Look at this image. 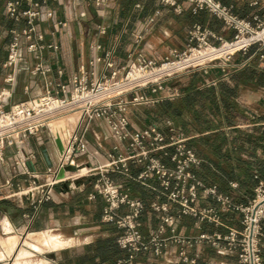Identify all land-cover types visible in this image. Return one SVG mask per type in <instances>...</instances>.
<instances>
[{
	"label": "built area",
	"instance_id": "obj_1",
	"mask_svg": "<svg viewBox=\"0 0 264 264\" xmlns=\"http://www.w3.org/2000/svg\"><path fill=\"white\" fill-rule=\"evenodd\" d=\"M88 1L95 6L102 3V0ZM160 1L174 12H181L175 0ZM185 1L192 12L204 10L220 19L224 26L233 30L232 38L224 39L213 30L193 23L186 31L183 47L169 49L163 59L140 50L128 53L122 65L116 64V43L104 49L98 41L91 43L90 48L95 53L80 61L65 80H46L42 93L11 102L7 108L0 106V164L6 159L4 149L17 146L23 137L36 135L41 129L48 128L50 122L76 111V122L66 138H62L65 134L52 133L60 140L61 149L55 162L46 166L42 181H38L39 175L29 167L35 155L15 151L13 164L27 178V186L18 187L17 192L20 195L35 194L29 198L35 213L44 201L53 200L55 192L64 193L59 181H67L69 189L78 179L93 177L86 199H101L99 223L114 226L116 244L127 252V258L117 260L116 264H140L136 256L141 253L164 257L170 245L176 247V259L167 260L169 264H190L195 259L189 251L204 244L220 253L235 254L239 264H263L259 251L260 221L264 217V177L257 179L246 203H234L228 194L219 193L214 185L207 186L195 176L192 169L199 166L200 159L187 146L186 137L176 131L170 121H165V132L156 125L134 127L130 123L131 108L152 105L178 95L176 91L156 94L163 90L167 81L177 80L219 59L229 60L234 53L245 54L251 47L253 52L236 66L246 65L254 56L264 57V18L259 14L240 16L233 11L232 4L222 0ZM245 1L249 6L260 3L264 9V0ZM0 4L8 18L13 21L24 19L25 23L19 29L9 30L10 40L3 65L13 66L25 53L33 57L31 74L48 73L49 69L42 67L39 57L40 51L52 44L44 42V33L37 26L43 15H50L43 9L46 0H0ZM99 33H104V29H99ZM56 75H62L60 69L56 70ZM95 119L105 123L111 144L105 162L90 166L86 162H76L74 154L88 153L86 132ZM68 164L73 165V171L65 170L64 176L56 179L58 170ZM79 166L88 167V171L77 174ZM131 166H137L139 170L132 173ZM109 172L153 192L147 208L157 221L149 233L140 229V217L146 206L141 199L131 195L128 185L110 178ZM236 186L235 182H230V187ZM207 199H213L217 206L199 205ZM227 211L240 213L237 227L224 226L221 214ZM183 216L194 219L195 233H177ZM203 223L223 226L225 231H203Z\"/></svg>",
	"mask_w": 264,
	"mask_h": 264
},
{
	"label": "crops",
	"instance_id": "obj_2",
	"mask_svg": "<svg viewBox=\"0 0 264 264\" xmlns=\"http://www.w3.org/2000/svg\"><path fill=\"white\" fill-rule=\"evenodd\" d=\"M222 1L232 4L233 10L241 16L257 13L264 18V9L260 3L249 6L245 0ZM175 2L181 8L179 17L187 20V29L193 23H201L224 39L232 38L233 30L224 26L220 19L204 10L192 12L185 0ZM84 5L91 7L86 18L93 19L85 35H93V38L83 44L80 40L83 30L79 24V13L85 15ZM43 9L50 15H43L37 26L44 33V42L51 43L52 47L40 51V64L49 69L48 73L41 75L30 73L33 57L25 53L13 66L3 65L10 40L9 30L19 29L25 23L24 19L13 21L8 18L0 4L1 107L7 108L11 102L42 93L46 80H65L75 71L80 61L95 53L90 48L93 42H100L102 49L116 43V64L122 65L128 53L140 51V40L149 30L148 25L153 24L165 10L160 0H102L98 6L88 0H46ZM101 28L104 33H99ZM252 52L251 47L245 54L234 53L229 60L219 59L177 80L165 82L163 90L157 92V95L174 91L178 93L173 99H164L169 103L167 109L159 106L163 100L136 107L134 110H140L138 125L130 122L134 127L156 125L165 132V121H170L174 129L186 137L187 146L200 159L199 166L192 169L195 176L207 186L214 185L219 193H227L237 204L246 203L253 194L256 185L254 181L264 177V57L254 56L246 65L236 66ZM57 69L62 72L60 77L56 75ZM209 89L213 91L212 96L202 104L196 97ZM144 93L148 94L146 91ZM62 127L64 131L58 132ZM43 130L36 135L23 137L17 146L3 151L6 159L0 164V264H13L15 261L18 264H76L75 258L85 253L87 245L98 238L112 235L109 224L99 223L101 199H86L93 177L78 179L74 187L66 189L63 194L55 192L53 200L44 201L36 213L29 201L35 194L20 195L17 192L18 187L27 186V178L13 164L16 150L35 155L29 167L39 175L38 181L44 179L48 165L43 153H47L50 163L55 162L59 151L54 142L55 137L50 130L49 133ZM60 130L53 131L59 134L69 131L64 125ZM86 138L89 143L88 153H80L79 158L74 154L75 161L86 162L90 166L105 162L111 140L103 120L95 119L90 123ZM130 169L135 173L139 167L131 166ZM108 176L116 183L128 187L132 185L131 181L119 174L109 172ZM244 177L253 183L230 187V182L236 183L238 178ZM150 192L153 197V192ZM130 193L138 198L137 192ZM199 205L217 206V203L207 199ZM174 209L173 206L172 211ZM148 211L145 208L140 217V229L145 234L155 228L157 221L155 215ZM221 217L224 226L239 225L240 213L237 211L224 212ZM260 225L262 236L259 254L264 264V217ZM201 230L224 232L225 227L203 223ZM196 231L194 219L183 216L177 233L185 235ZM49 232L67 240V243L60 248L49 249L43 243ZM30 244L40 249H34ZM21 249L26 254L16 259ZM175 253V245H170L164 257L141 253L136 260L140 264H169L167 260L176 259ZM188 254L194 257L193 263L201 260L205 264H239L235 254L217 252L207 244L194 247Z\"/></svg>",
	"mask_w": 264,
	"mask_h": 264
},
{
	"label": "rangeland",
	"instance_id": "obj_3",
	"mask_svg": "<svg viewBox=\"0 0 264 264\" xmlns=\"http://www.w3.org/2000/svg\"><path fill=\"white\" fill-rule=\"evenodd\" d=\"M84 11L85 15L80 16L81 19L79 20L80 27L82 28L83 32L81 34L80 40L84 42L87 40H90L93 38V35L86 36L85 31L87 30L89 23L93 19H87L86 14H88L91 11L90 6L84 5ZM165 10L162 12L161 16L153 23L149 24V30L141 37L140 40V50L142 49L143 52H145L147 55L152 54L153 57L156 59H163L164 56L168 54L169 49L171 48H181L183 47L185 41V35L187 27V20L183 17H179V14L174 12L172 8L164 4ZM92 14V13H91ZM6 108V107H3ZM135 108H131L129 110V119L130 122H134L138 125V118H140V110ZM73 112V111H72ZM72 112H68L64 114L63 116H66ZM62 116V117H63ZM65 117H63L64 119ZM61 119V120H60ZM62 118H59L56 120L58 123H55L53 129H51V125L55 122L53 121L52 124L49 123L48 129H44V133L54 132L53 130L56 128L58 130V126L64 125L66 122L63 121ZM51 124V125H50ZM73 124L70 128L72 130ZM46 135V134H45ZM81 156L80 153H75V157L79 158ZM84 167V166H79ZM78 167V168H79ZM150 212V210L148 211ZM52 232H49V235H52ZM34 249H40L34 247ZM50 249V248H49Z\"/></svg>",
	"mask_w": 264,
	"mask_h": 264
},
{
	"label": "trees",
	"instance_id": "obj_4",
	"mask_svg": "<svg viewBox=\"0 0 264 264\" xmlns=\"http://www.w3.org/2000/svg\"><path fill=\"white\" fill-rule=\"evenodd\" d=\"M212 93H213L212 89H209L207 91L204 90L203 92H200L196 98L197 100L202 101V104H204V100H206L207 98L210 99V97L212 96ZM167 101L168 100H163L159 102V106L161 107V109H167V106L169 105ZM237 181H236L237 185L238 184L249 185L253 183L247 177L238 178ZM256 182H257V179L254 181V183L256 184ZM131 183L132 185H130L129 191L137 192L138 198L142 200V202L147 208L148 199L152 197V193L150 192V190L143 189L142 186L134 182H131ZM110 227H111L112 235L108 237H104V238H98L93 243L87 245L85 253L75 258L76 264H115L117 260L127 258V252L120 249L118 245L116 244V229L112 225H110ZM137 256H136V259H137ZM193 264H205V263L201 260H197Z\"/></svg>",
	"mask_w": 264,
	"mask_h": 264
},
{
	"label": "bare ground",
	"instance_id": "obj_5",
	"mask_svg": "<svg viewBox=\"0 0 264 264\" xmlns=\"http://www.w3.org/2000/svg\"><path fill=\"white\" fill-rule=\"evenodd\" d=\"M77 115H78V113L76 111H73L72 113H70V114H68L66 116H63V117H65L64 119H63V117H61L63 119V121L66 122L64 124V126H67L69 131H70V128H71L72 124L73 123L75 124ZM55 123H58V122L55 121L51 125V129H53V127L55 126L54 125ZM74 124H73V126H74ZM58 129L60 130V126H58ZM54 131H56V128L54 129ZM69 131L65 132L64 136H66L69 133ZM58 132L61 133V130L58 131ZM60 135H63V134H60ZM64 136H62V137H64ZM86 171H88V167H79L76 173L77 174H84ZM38 239H40V238H38ZM43 243H45L46 246H48V248H50V249H57V248H60V247L64 246L67 243V240L61 239V238H59L56 235H49L47 237V239H44ZM30 245L35 247V245H32V244H30ZM25 254H26V252L23 249L19 250L17 255H16V259L19 258V257L24 256ZM13 264H18V262L15 261ZM23 264H25V263H23Z\"/></svg>",
	"mask_w": 264,
	"mask_h": 264
},
{
	"label": "water",
	"instance_id": "obj_6",
	"mask_svg": "<svg viewBox=\"0 0 264 264\" xmlns=\"http://www.w3.org/2000/svg\"><path fill=\"white\" fill-rule=\"evenodd\" d=\"M54 142L55 144L57 145L58 149L60 150L61 149V144H60V140L58 138H54ZM43 156L45 158V160L47 161L48 165L50 164L49 160H48V156H47V153L44 152L43 153ZM73 165L72 164H68L66 166H64L63 168L59 169L58 172L56 173L55 175V178L56 179H59V178H62L64 176V171L67 170V171H73ZM60 182V185L63 189H67V181H59Z\"/></svg>",
	"mask_w": 264,
	"mask_h": 264
}]
</instances>
